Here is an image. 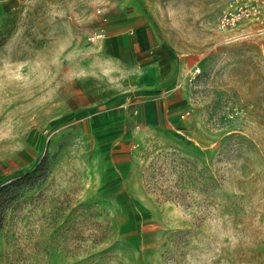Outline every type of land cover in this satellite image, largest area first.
Instances as JSON below:
<instances>
[{
  "label": "rangeland",
  "instance_id": "1",
  "mask_svg": "<svg viewBox=\"0 0 264 264\" xmlns=\"http://www.w3.org/2000/svg\"><path fill=\"white\" fill-rule=\"evenodd\" d=\"M230 1L0 0V264H264V31Z\"/></svg>",
  "mask_w": 264,
  "mask_h": 264
},
{
  "label": "built area",
  "instance_id": "2",
  "mask_svg": "<svg viewBox=\"0 0 264 264\" xmlns=\"http://www.w3.org/2000/svg\"><path fill=\"white\" fill-rule=\"evenodd\" d=\"M255 28L264 31V0H231L221 10L218 29L223 32L238 31L239 28ZM99 35V38L102 37ZM189 114V111L187 112ZM186 114H183V118Z\"/></svg>",
  "mask_w": 264,
  "mask_h": 264
},
{
  "label": "trees",
  "instance_id": "3",
  "mask_svg": "<svg viewBox=\"0 0 264 264\" xmlns=\"http://www.w3.org/2000/svg\"><path fill=\"white\" fill-rule=\"evenodd\" d=\"M27 178H29V175H25L24 177L18 179L17 181H22V180H25ZM16 182H14V183H16ZM12 185H14V184L12 183L10 185L0 187V208L6 207L8 205V203L11 201V196L9 193L6 192V190L8 187H11Z\"/></svg>",
  "mask_w": 264,
  "mask_h": 264
},
{
  "label": "bare ground",
  "instance_id": "4",
  "mask_svg": "<svg viewBox=\"0 0 264 264\" xmlns=\"http://www.w3.org/2000/svg\"><path fill=\"white\" fill-rule=\"evenodd\" d=\"M144 41V40H143ZM144 45V44H143Z\"/></svg>",
  "mask_w": 264,
  "mask_h": 264
}]
</instances>
